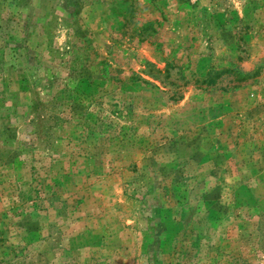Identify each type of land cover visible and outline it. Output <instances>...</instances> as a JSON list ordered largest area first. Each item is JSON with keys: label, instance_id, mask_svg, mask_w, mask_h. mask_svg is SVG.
<instances>
[{"label": "rangeland", "instance_id": "obj_1", "mask_svg": "<svg viewBox=\"0 0 264 264\" xmlns=\"http://www.w3.org/2000/svg\"><path fill=\"white\" fill-rule=\"evenodd\" d=\"M0 264H264V0H0Z\"/></svg>", "mask_w": 264, "mask_h": 264}]
</instances>
